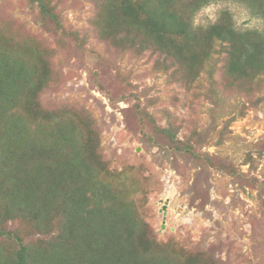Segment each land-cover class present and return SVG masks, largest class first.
Segmentation results:
<instances>
[{"label":"rangeland","instance_id":"374dc122","mask_svg":"<svg viewBox=\"0 0 264 264\" xmlns=\"http://www.w3.org/2000/svg\"><path fill=\"white\" fill-rule=\"evenodd\" d=\"M94 1L61 0L64 29L86 36L74 48L57 45L25 0H0L1 23L18 21L53 50L42 108L90 115L111 180L125 176L147 237L169 245L164 252L199 254L204 264H264V74L234 80L223 68L226 43L214 40L196 78L180 83L168 52L141 49L131 35L121 46L99 41L89 23ZM209 6L214 21L203 12ZM224 14L238 32L264 31V18L244 0L209 2L190 16V28L202 31Z\"/></svg>","mask_w":264,"mask_h":264},{"label":"trees","instance_id":"16d2710c","mask_svg":"<svg viewBox=\"0 0 264 264\" xmlns=\"http://www.w3.org/2000/svg\"><path fill=\"white\" fill-rule=\"evenodd\" d=\"M25 1L57 45H84L86 36L64 29L61 0ZM211 1L95 0L89 23L108 45L121 46L119 40L131 35L141 49L168 52L180 83L196 78L220 40L226 73L252 82L264 74V31L238 32L226 14L192 30L190 16ZM244 1L264 18V0ZM17 25L0 22V238L9 241L0 246V264H204L199 254L166 253L169 245L148 238L147 224L128 199L136 191H126L124 175L111 180L90 115L42 108L53 50ZM23 224L30 232L19 230Z\"/></svg>","mask_w":264,"mask_h":264},{"label":"clouds","instance_id":"9594fccd","mask_svg":"<svg viewBox=\"0 0 264 264\" xmlns=\"http://www.w3.org/2000/svg\"><path fill=\"white\" fill-rule=\"evenodd\" d=\"M212 11H213V9H212L211 6L205 8V9L203 10L204 13L209 14V19H212V20L214 21L215 17L211 15ZM198 16H199V14H198ZM198 16H197V18L194 19V21H193V27H195L197 24L200 23V20L198 19Z\"/></svg>","mask_w":264,"mask_h":264},{"label":"water","instance_id":"95a60500","mask_svg":"<svg viewBox=\"0 0 264 264\" xmlns=\"http://www.w3.org/2000/svg\"><path fill=\"white\" fill-rule=\"evenodd\" d=\"M165 210H166V208L164 207V212H165ZM164 215H165V213H164Z\"/></svg>","mask_w":264,"mask_h":264}]
</instances>
